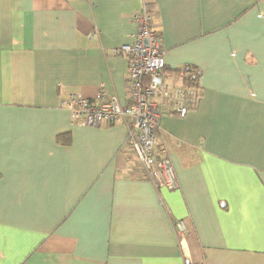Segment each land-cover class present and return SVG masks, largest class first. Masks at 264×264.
I'll list each match as a JSON object with an SVG mask.
<instances>
[{
  "label": "crops",
  "instance_id": "obj_1",
  "mask_svg": "<svg viewBox=\"0 0 264 264\" xmlns=\"http://www.w3.org/2000/svg\"><path fill=\"white\" fill-rule=\"evenodd\" d=\"M143 5L162 79L199 72L196 107L161 119L175 190L137 168L124 120L60 105L129 100L114 49ZM0 264H264V0H0Z\"/></svg>",
  "mask_w": 264,
  "mask_h": 264
},
{
  "label": "built area",
  "instance_id": "obj_2",
  "mask_svg": "<svg viewBox=\"0 0 264 264\" xmlns=\"http://www.w3.org/2000/svg\"><path fill=\"white\" fill-rule=\"evenodd\" d=\"M130 21L134 26L133 41L114 49L115 54L127 57L129 100L120 102L115 94L103 89L91 100L69 91L60 93V105L69 111L70 120L81 126H110L124 120L126 143L138 160L137 168L156 189L175 190L179 183L171 158L166 146L159 145L161 119L165 114L185 117L198 103V88L185 86L180 75L177 84L162 79L161 33L146 5L133 12ZM178 70L189 73L191 67L185 64ZM175 227L180 236L188 232L182 220H176Z\"/></svg>",
  "mask_w": 264,
  "mask_h": 264
},
{
  "label": "trees",
  "instance_id": "obj_3",
  "mask_svg": "<svg viewBox=\"0 0 264 264\" xmlns=\"http://www.w3.org/2000/svg\"><path fill=\"white\" fill-rule=\"evenodd\" d=\"M195 69L192 68L189 73L183 72L181 70H176L175 72L182 76L183 83L185 86L190 88H198L199 72L197 69ZM57 142H59L60 144L70 143L68 139L62 138V136L57 137Z\"/></svg>",
  "mask_w": 264,
  "mask_h": 264
},
{
  "label": "rangeland",
  "instance_id": "obj_4",
  "mask_svg": "<svg viewBox=\"0 0 264 264\" xmlns=\"http://www.w3.org/2000/svg\"><path fill=\"white\" fill-rule=\"evenodd\" d=\"M135 161L138 162V160L135 158Z\"/></svg>",
  "mask_w": 264,
  "mask_h": 264
}]
</instances>
